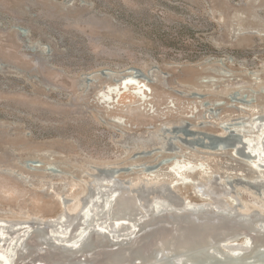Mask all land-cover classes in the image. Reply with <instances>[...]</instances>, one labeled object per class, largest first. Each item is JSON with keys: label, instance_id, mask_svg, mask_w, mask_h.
<instances>
[{"label": "rangeland", "instance_id": "1", "mask_svg": "<svg viewBox=\"0 0 264 264\" xmlns=\"http://www.w3.org/2000/svg\"><path fill=\"white\" fill-rule=\"evenodd\" d=\"M263 116L264 0H0L2 220L53 222L69 200L68 228L112 183L145 209L264 218V163L245 157Z\"/></svg>", "mask_w": 264, "mask_h": 264}, {"label": "bare ground", "instance_id": "2", "mask_svg": "<svg viewBox=\"0 0 264 264\" xmlns=\"http://www.w3.org/2000/svg\"><path fill=\"white\" fill-rule=\"evenodd\" d=\"M123 81L126 90L134 85L131 78ZM139 88L136 95L142 93ZM260 125L250 140V153L245 146V157L264 163V122ZM261 162L254 168H262ZM172 169L181 177L191 171L179 164ZM257 179L264 181V175ZM99 189L68 228L61 227L65 214L55 217V223L28 217L14 222L0 219V264H185L190 259L264 264L260 212L191 198L174 205L157 199L145 209L130 186L112 183Z\"/></svg>", "mask_w": 264, "mask_h": 264}, {"label": "water", "instance_id": "3", "mask_svg": "<svg viewBox=\"0 0 264 264\" xmlns=\"http://www.w3.org/2000/svg\"><path fill=\"white\" fill-rule=\"evenodd\" d=\"M99 73L102 74V75H105L106 74V71L105 70L104 71H100ZM87 82L90 83L91 82V79L88 78ZM240 142H241L240 143L241 145H244V142L245 141L243 140L242 137L240 138ZM29 163L35 164L34 161H30ZM70 203H72V202L69 201V200H65L64 201V205H65V218L63 219V222L66 221V220H71L73 218V216L75 215V214L72 215L70 213L69 209H68V205ZM185 264H213V263L211 261H208V260H201V261L199 260L198 261V260H195V259H190Z\"/></svg>", "mask_w": 264, "mask_h": 264}]
</instances>
